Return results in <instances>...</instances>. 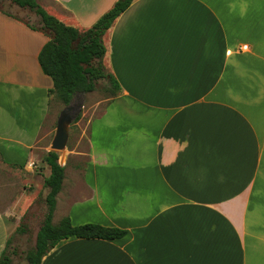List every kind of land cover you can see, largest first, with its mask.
I'll list each match as a JSON object with an SVG mask.
<instances>
[{"label": "crops", "instance_id": "obj_1", "mask_svg": "<svg viewBox=\"0 0 264 264\" xmlns=\"http://www.w3.org/2000/svg\"><path fill=\"white\" fill-rule=\"evenodd\" d=\"M35 1L85 31L117 0ZM47 41L0 11V255L49 117ZM103 44L121 90L54 214L126 234L63 240L41 264H264V0H134Z\"/></svg>", "mask_w": 264, "mask_h": 264}, {"label": "trees", "instance_id": "obj_2", "mask_svg": "<svg viewBox=\"0 0 264 264\" xmlns=\"http://www.w3.org/2000/svg\"><path fill=\"white\" fill-rule=\"evenodd\" d=\"M133 1L117 0L91 28L79 31L49 16L35 0H10L15 7L27 10L39 18V28L23 24L48 39L38 55V64L42 73L52 81L49 97L55 96L63 106H68L75 95L92 93L99 83H103L110 99L118 96L121 90L119 84L103 64L106 54L103 37ZM57 161L58 156L54 152L47 153L43 158L50 172L43 182L44 189L48 190L44 200L47 210L36 234L34 247L25 253L26 264H41L43 257L66 239L113 241L122 239L126 234L119 229L92 224L72 226L68 218L53 225L56 197L64 179V168ZM16 232L24 233L21 228ZM9 243L10 239L0 255V264H13L11 254L7 252Z\"/></svg>", "mask_w": 264, "mask_h": 264}, {"label": "rangeland", "instance_id": "obj_3", "mask_svg": "<svg viewBox=\"0 0 264 264\" xmlns=\"http://www.w3.org/2000/svg\"><path fill=\"white\" fill-rule=\"evenodd\" d=\"M0 11L18 22L21 21L22 24L26 23L35 28L40 26L38 17L27 10L16 8L10 0H0ZM109 100V94L105 91L103 83H99L92 93L75 95L68 106H63L55 96L50 97L49 117L33 149L32 163L26 167L27 169L19 167L18 175L15 177L19 203L13 204L12 207L13 218L11 220L14 224V231L7 247L13 264H26L25 253L34 247L36 234L46 214L47 207L44 200L48 190L44 189L43 181L47 178L46 174L49 169L43 162L44 156L49 152H54L58 156V164L64 170L83 169L87 152L88 123L102 114ZM61 119L64 120L66 141L61 150L53 151L52 142ZM1 206L4 208L6 204H0ZM61 213L60 209L53 214V225L59 223ZM18 228H21L24 233H17Z\"/></svg>", "mask_w": 264, "mask_h": 264}, {"label": "water", "instance_id": "obj_4", "mask_svg": "<svg viewBox=\"0 0 264 264\" xmlns=\"http://www.w3.org/2000/svg\"><path fill=\"white\" fill-rule=\"evenodd\" d=\"M64 120H60L57 129H56V135L54 137V140L52 142V150L53 151H59L64 147L65 141H66V132L63 127Z\"/></svg>", "mask_w": 264, "mask_h": 264}]
</instances>
